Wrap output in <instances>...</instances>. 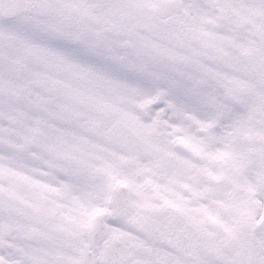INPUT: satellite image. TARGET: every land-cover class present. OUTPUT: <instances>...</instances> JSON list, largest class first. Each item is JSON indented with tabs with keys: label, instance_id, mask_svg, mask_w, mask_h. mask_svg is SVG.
Masks as SVG:
<instances>
[{
	"label": "snow or ice",
	"instance_id": "1",
	"mask_svg": "<svg viewBox=\"0 0 264 264\" xmlns=\"http://www.w3.org/2000/svg\"><path fill=\"white\" fill-rule=\"evenodd\" d=\"M0 264H264V0H0Z\"/></svg>",
	"mask_w": 264,
	"mask_h": 264
}]
</instances>
